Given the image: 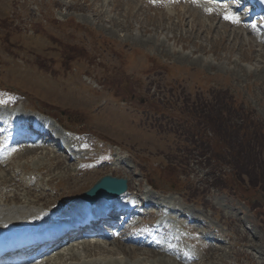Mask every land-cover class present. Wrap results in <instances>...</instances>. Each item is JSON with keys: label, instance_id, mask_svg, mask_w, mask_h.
<instances>
[{"label": "rangeland", "instance_id": "374dc122", "mask_svg": "<svg viewBox=\"0 0 264 264\" xmlns=\"http://www.w3.org/2000/svg\"><path fill=\"white\" fill-rule=\"evenodd\" d=\"M157 9L134 0H0V99H31L80 133L77 161L110 160L109 142L125 158L120 172L105 167L76 188L77 163L20 150L12 178L33 186L18 188V205H76L71 195L108 173L148 197L171 196L168 206L197 219L216 247L199 264H264V44L198 11L170 18ZM193 134L202 138L196 146ZM21 166L29 170L17 175ZM90 247L49 262L176 264L112 241Z\"/></svg>", "mask_w": 264, "mask_h": 264}, {"label": "bare ground", "instance_id": "6f19581e", "mask_svg": "<svg viewBox=\"0 0 264 264\" xmlns=\"http://www.w3.org/2000/svg\"><path fill=\"white\" fill-rule=\"evenodd\" d=\"M191 7H193V6H191ZM186 7H182L181 8V10L184 12V11H186ZM198 9V8H197ZM197 9H194L192 12H196L197 11ZM198 12H200V11H198ZM179 14V13H178ZM177 14V15H178ZM210 19V18H209ZM242 26V25H241ZM243 27V30L244 31H246L247 29L244 27V26H242ZM239 31H241V30H239ZM242 32V31H241ZM243 33V32H242ZM246 33H247V31H246ZM249 33H251V32H248V34ZM245 34V33H244ZM69 149V152H71V147H69L68 148ZM22 151V150H21ZM21 151H18V153H17V151L15 152V153H13L11 156H10V158L12 157V159H11V161L8 163V164H10L12 161H14V159H16V160H19L20 158H22L25 154H28V153H31V152H33V151H35L34 149H32V150H26L25 152H24V155L22 154V152ZM42 153V152H41ZM44 155H46L45 153H44ZM14 156V157H13ZM60 156V155H59ZM58 157V156H57ZM60 157H62V156H60ZM75 157V156H74ZM77 157V156H76ZM61 160H63L62 158H61ZM64 161V160H63ZM62 161V162H63ZM73 161V159L72 160H70V161H64L63 163H66V167H68V165L67 164H70L71 162ZM61 162V163H62ZM60 164V163H59ZM11 165V164H10ZM9 165V166H10ZM2 167H4V166H0V168H2ZM55 169H56V167H55ZM58 169V168H57ZM100 170H103V168H96V169H89V170H87V171H85V172H83V173H74V176H73V178H74V181H73V187H76V188H78L79 187V185L81 184L80 182H81V180H85V181H87V180H89V181H91L90 179H92L90 176L92 175V174H97V173H100L99 171ZM94 175V176H95ZM89 176V177H88ZM87 177V178H86ZM82 178V179H81ZM67 179V178H66ZM76 180H78V181H76ZM67 181H69V179L67 180ZM70 181H71V179H70ZM84 181V182H85ZM88 181V182H89ZM2 182L4 183V184H8V185H11V183L13 182L14 184H18V185H23L20 181H17V180H14V181H5V180H2ZM87 182V183H88ZM87 183H83L82 184V186L80 187V189L82 188V187H84L85 186V184H87ZM24 186V185H23ZM72 187V186H71ZM70 186H69V188L70 189H72ZM75 189V188H74ZM79 189V190H80ZM78 192V189L77 190H72L71 191V193H74V194H76ZM127 195V194H126ZM126 195H123V196H121L120 198H118V199H116V201H114V203H117V202H123L124 201V198L126 197ZM12 201H14V202H19V203H21V199H20V197H19V195L18 194H13L12 196ZM24 200V199H23ZM37 203L38 202H40V199H37V201H36ZM36 202H33V203H36ZM23 203H25V201L23 202ZM28 203H31V202H29L28 201ZM36 203V204H37ZM22 204V203H21ZM14 206L13 207H6V205L3 203V204H1V206L2 207H0V227L2 228V229H8L9 227H16V226H18V227H22V226H24L23 225V223H29V224H31V223H33V225H34V223L35 222H37L38 220H36V218H40V219H42L43 217H44V214H42L41 212H36V211H34V210H30V209H27L26 207H27V205H26V207L25 208H23V207H17L16 205H15V203L13 204ZM28 205H30V204H28ZM23 206V205H22ZM31 206V205H30ZM44 207V206H43ZM87 209L86 208H84V207H81V205H73L68 211H66L65 212V214H68V213H74V212H76V211H79V212H84V211H86ZM139 210V209H138ZM139 213V212H138ZM64 214V215H65ZM137 214V213H136ZM126 228V225L124 224L123 226H121V228H120V230H123V229H125ZM117 237H119V234H117ZM132 240H133V238H131ZM132 242H134V241H132ZM98 244H89V245H87V247H89V248H91L90 246H97ZM105 250H102V252L103 253H105L104 252ZM110 251V250H109ZM87 252V251H86ZM90 252V251H89ZM122 252V251H121ZM120 252V253H121ZM150 252L151 253H155V254H158V251H152V250H150ZM109 255V254H108ZM62 255L61 254H59V255H56V257H54V258H59V257H61ZM88 257V256H87ZM77 258V259H76ZM71 259H76V260H78V257H77V255H73V256H71L70 258H69V260H71ZM68 260V259H67Z\"/></svg>", "mask_w": 264, "mask_h": 264}, {"label": "water", "instance_id": "95a60500", "mask_svg": "<svg viewBox=\"0 0 264 264\" xmlns=\"http://www.w3.org/2000/svg\"><path fill=\"white\" fill-rule=\"evenodd\" d=\"M126 190L124 180H118L111 177H105L91 191L83 195L85 200L94 202L98 198L113 199Z\"/></svg>", "mask_w": 264, "mask_h": 264}, {"label": "snow or ice", "instance_id": "6c2138e0", "mask_svg": "<svg viewBox=\"0 0 264 264\" xmlns=\"http://www.w3.org/2000/svg\"><path fill=\"white\" fill-rule=\"evenodd\" d=\"M225 19H228V20H230L233 23H239L240 22L239 16H237V15H235L233 13H230V12L226 13ZM3 103H7V101L0 100V104H3Z\"/></svg>", "mask_w": 264, "mask_h": 264}, {"label": "trees", "instance_id": "16d2710c", "mask_svg": "<svg viewBox=\"0 0 264 264\" xmlns=\"http://www.w3.org/2000/svg\"><path fill=\"white\" fill-rule=\"evenodd\" d=\"M210 114L209 113H207L206 115H202V119H205L207 116H209ZM229 119L230 118H228V121H229ZM254 125H256V124H254ZM255 127V126H254ZM254 127H252V126H250V128L254 131ZM261 132L260 133H263L262 131L263 130H260ZM257 135H259V133L257 134ZM245 139V138H244ZM244 139H242V143H244ZM264 136H263V139H261L260 141H259V143H260V145H264ZM236 158H239L238 157V155H237V157ZM238 162H239V160H237ZM236 170H237V172H239L238 170H240V168H236ZM261 188H260V190L262 191L263 189H264V186H260Z\"/></svg>", "mask_w": 264, "mask_h": 264}]
</instances>
